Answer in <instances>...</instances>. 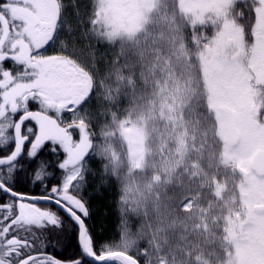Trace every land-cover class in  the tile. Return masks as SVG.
<instances>
[{
  "label": "snow or ice",
  "instance_id": "1",
  "mask_svg": "<svg viewBox=\"0 0 264 264\" xmlns=\"http://www.w3.org/2000/svg\"><path fill=\"white\" fill-rule=\"evenodd\" d=\"M0 264H264V0H0Z\"/></svg>",
  "mask_w": 264,
  "mask_h": 264
}]
</instances>
